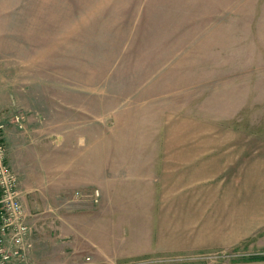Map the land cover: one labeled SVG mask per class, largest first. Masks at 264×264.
I'll use <instances>...</instances> for the list:
<instances>
[{"label":"rangeland","instance_id":"rangeland-1","mask_svg":"<svg viewBox=\"0 0 264 264\" xmlns=\"http://www.w3.org/2000/svg\"><path fill=\"white\" fill-rule=\"evenodd\" d=\"M54 4V22L46 18L43 23L42 67L17 59L13 63L18 66L4 68L0 60V76L10 81L0 77V108H9L12 125L6 128L2 119L6 133L13 128L23 143V178L11 168L20 195L25 190L40 192L36 207L25 211L31 232L25 257L16 264H230L248 253H263L251 247L250 236L227 251L115 259V250L126 248L132 233H138L143 212L120 205L115 190L109 199L104 186L85 188V170H90L84 137L93 133L95 124L99 128V115L95 122L93 113L104 107L102 137L106 135L109 144L103 146L108 158L103 171L114 176L106 188L116 186L117 176L121 182L130 176L125 165L112 158L162 154L165 148L154 142L184 137L197 141L193 149L205 164L233 176L237 192L247 186L252 196L261 197L264 0ZM39 123L44 130L36 129ZM141 140L155 146H139ZM172 149L168 153H178L179 147ZM102 154L94 150L91 155ZM57 182L67 189L55 197ZM72 198L75 201H69ZM97 203L104 206L103 244L96 236L98 228L85 231L84 211ZM89 214L94 221L100 212L92 209Z\"/></svg>","mask_w":264,"mask_h":264},{"label":"crops","instance_id":"crops-1","mask_svg":"<svg viewBox=\"0 0 264 264\" xmlns=\"http://www.w3.org/2000/svg\"><path fill=\"white\" fill-rule=\"evenodd\" d=\"M54 5V0H0V60L4 61L2 65L4 68L14 66L13 62L17 59L20 63L24 61L26 66L42 67L43 53L39 56V50L43 47V23L46 18L53 19L50 22H54ZM16 66L18 65L15 64L14 67ZM0 77L4 83H10L6 76ZM31 81L36 82L35 78ZM97 109L98 113H93V116H95L94 121L97 122L99 115V128L95 124L94 129L91 130L93 133L89 134V137H84L87 139L85 146L88 147L85 148V162L86 167L89 164L90 170V173L87 172V168L85 170L84 186L95 189L97 186H104L109 199L112 191L115 190L118 203H123L120 205L127 209L139 208L143 212L140 224L135 228L138 233H132L131 238L125 242L126 248L121 246L117 248L121 251L115 250V259L149 258L162 253L227 251L236 248L250 236L254 237L250 242L251 247L254 245L258 246L260 251L264 250V236L261 235H264V193L262 192L261 197H254L247 186L241 187L237 192L234 178L233 176L230 178L229 172L221 171L224 168L213 169L211 164L203 162L199 151L193 149L198 146L197 141L189 142L190 139L184 137L162 138L154 142L158 143L157 146L165 148L162 154H147L140 157L134 154L131 158H112V161L119 160L123 163L125 165L123 169H128L126 175L130 176H127L124 182H121L117 176L114 182L116 186L106 188L109 178H114L112 175L109 176L107 171H103L108 159L102 154L103 146H107L109 141L106 135L102 137L101 120L102 115L107 119V114L104 107L98 106ZM8 113H11L9 108H0V119L5 120L6 128L7 124L12 125ZM35 127L44 130L40 123ZM97 130L100 132L99 135ZM12 132H14L13 128L7 133L4 132L6 160L18 172L20 178H23L21 172L23 169L19 170L23 143L21 140L18 142ZM139 146L148 147L155 144L151 140H141ZM177 147H179L178 153L176 151L168 153L174 150L172 148ZM94 150L102 155L92 156ZM98 168L100 172L96 173ZM22 181L24 180L21 179ZM57 183L59 185L54 186L55 197L67 189V184ZM91 185L93 186L90 187ZM39 193L37 190L35 192L25 190L20 195L25 211L36 207L37 204L34 203L38 201ZM129 195H132L131 199ZM28 198L32 199L31 203H28ZM69 201L75 200L72 198ZM69 201L67 205L70 204ZM91 204L87 205L89 209L84 211V220L87 219L85 231L92 232L93 228H98L97 239L102 241L100 244L107 243L102 222L104 206L97 203L95 207ZM92 209L99 210L98 220L88 219ZM29 220L37 221L36 218ZM263 254L264 252L248 253L230 264H264V259H248L249 256ZM98 259L100 260L97 262L105 260Z\"/></svg>","mask_w":264,"mask_h":264},{"label":"built area","instance_id":"built-area-1","mask_svg":"<svg viewBox=\"0 0 264 264\" xmlns=\"http://www.w3.org/2000/svg\"><path fill=\"white\" fill-rule=\"evenodd\" d=\"M5 123L0 119V264H16L25 257L31 232L20 200L17 176L6 160Z\"/></svg>","mask_w":264,"mask_h":264},{"label":"trees","instance_id":"trees-1","mask_svg":"<svg viewBox=\"0 0 264 264\" xmlns=\"http://www.w3.org/2000/svg\"><path fill=\"white\" fill-rule=\"evenodd\" d=\"M242 257V256H241ZM244 257V256H243ZM264 259V254L263 255H256V256H249L248 259Z\"/></svg>","mask_w":264,"mask_h":264}]
</instances>
